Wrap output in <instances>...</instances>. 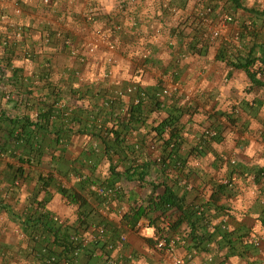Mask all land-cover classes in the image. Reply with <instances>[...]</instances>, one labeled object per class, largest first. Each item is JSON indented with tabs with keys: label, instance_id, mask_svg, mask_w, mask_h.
Returning <instances> with one entry per match:
<instances>
[{
	"label": "crops",
	"instance_id": "0c3cea01",
	"mask_svg": "<svg viewBox=\"0 0 264 264\" xmlns=\"http://www.w3.org/2000/svg\"><path fill=\"white\" fill-rule=\"evenodd\" d=\"M120 1L51 0L45 5L41 0H0V15L24 28L22 40L11 49L14 52L19 48L22 54L32 52L29 58L12 56L18 80H4L0 93L9 95L13 102L2 97L1 104L11 115L31 114L34 107H29L27 100L51 102L56 93L62 97L58 107L72 109L80 116L100 111L103 97L139 82L148 92L143 101L145 126L140 130L145 133H134L127 141L143 138L148 154L157 156L163 141L152 126L167 116L166 109H179L181 139L176 158L184 160V166L179 169L173 164L175 159L167 157L166 166L162 170L152 167L146 183L140 186L136 180L112 176L110 163L121 172L125 160L120 161L114 154L110 162L101 139L76 133L78 124L74 122L69 124L75 127L72 132L59 140L52 132L38 135L33 147L41 145L39 152L29 147L21 150L23 157H34L31 163L19 164L13 157H0V264H46L43 257L47 254H56L57 264H109L108 259L124 264H171L157 249V234L150 223L154 219L166 226L179 211L172 208L161 214L156 210L136 224L122 220L127 213L132 215L131 206L145 204L152 195L150 183L159 185L155 194L162 193L166 184L188 201L204 204L212 223H220L232 232L230 243L217 235L207 251H196L186 264H264V88L253 86L242 69L216 57L223 43L202 38L205 26L196 23L197 8L189 9L195 0H134L122 7ZM168 4L177 8V15L165 8ZM15 6L21 8L20 15L13 12ZM90 12L92 20L87 18ZM114 23L121 26L116 48L99 49L86 55L84 62L71 57L67 46L55 36L56 30L61 31L85 53L84 44L91 31ZM6 24L0 19V35L6 32ZM108 57H112L111 62ZM139 68L144 70L141 77ZM165 73L169 74L166 81H174L178 91L167 98L164 110H149L153 108L151 99L158 78ZM133 100V94L120 99L126 106ZM107 115L98 116L96 123L106 122ZM106 125L110 126L111 121ZM209 126L216 129L219 139L203 135ZM199 143L203 144L200 152ZM17 167L22 173L20 183L12 184ZM49 172L54 179L43 188L39 178ZM85 176L87 180L82 178ZM90 179L119 186L120 197L106 201L93 195L87 187ZM229 181L226 192L212 205L209 198L216 186ZM61 187L76 192L82 201L67 199ZM102 206L110 211L109 218L101 214ZM36 208L49 218H45L46 224H36V230H31L39 234L38 239L32 238L33 233L21 222L27 216L37 220ZM92 225H105L104 237L73 258L63 249V242L73 232H89ZM183 232L179 229L165 235L180 237L176 248L179 256L193 250L192 241ZM122 235L124 241H120ZM239 236L247 241L245 245ZM44 246L48 247L45 253L41 251ZM94 251L97 253L93 255ZM208 255L211 261L206 259Z\"/></svg>",
	"mask_w": 264,
	"mask_h": 264
},
{
	"label": "trees",
	"instance_id": "16d2710c",
	"mask_svg": "<svg viewBox=\"0 0 264 264\" xmlns=\"http://www.w3.org/2000/svg\"><path fill=\"white\" fill-rule=\"evenodd\" d=\"M236 8L242 9L250 15V24L242 26L241 37H245L246 34V43L243 47H229L228 43L222 44L216 57L219 60L224 61L227 65H230L237 69H242L248 76L251 84L253 86L264 88V36L260 35L258 20L261 18V21L264 20V8L257 9L254 7H245L241 0H229ZM12 56H14L13 50L5 49L4 53L0 56V86L4 80L9 82H15L18 80L16 78V69L12 66ZM6 70H11L10 75L6 74ZM15 87H17L14 84ZM6 94V93H5ZM9 96L0 93V97ZM90 96H93L90 95ZM106 97V96H105ZM8 98V97H7ZM62 97L53 94V101L48 102L38 99L36 103H32L30 100H27L29 107H34L31 114L23 115H11L8 111L3 108L0 101V157H13L15 160L22 164L23 162L31 163V157H23L21 150L27 149L34 152H39L41 149L38 145L33 147L34 139L38 135L54 133L55 136L59 139L63 138L65 133L72 132L75 128L71 124L74 122L76 133H84L92 136H97L101 139L104 146V152L110 162L113 160L112 155L116 154L120 161L125 160L126 164L123 166V170L116 171L113 162L110 163L109 170L112 176L116 178H125L128 180H136L140 183V186L146 183L147 177L150 176V169L152 167L164 168L166 166V159L174 158V165L179 169L184 166V160L177 159L176 149L180 144V127H179V117L181 111L179 109L168 110L166 109L167 116L162 119L157 125L152 126V131H155L156 136L163 141V149L161 153L155 157H152L148 154V148L145 146L144 139L140 141L136 140L135 142L127 141L128 137L133 135H138L143 128L146 121V112H144L143 101L137 103L129 104V115L125 118L122 114H118L117 110L120 108L121 101L120 99H112L108 107L102 105L100 111H90L85 115H75L73 112L68 115H64V110L58 107ZM151 99L153 108L149 110H164L165 107H161L159 102L155 99ZM104 99V97L102 98ZM46 100V99H45ZM10 102V99L6 100ZM13 102V100L11 101ZM15 103V102H14ZM31 110V109H30ZM72 111V109H70ZM109 117H108V112ZM104 115L107 118L106 122L111 121V125H106L105 120L102 123L97 124V117ZM135 133V134H134ZM142 133V132H141ZM144 134V133H142ZM148 134V133H147ZM167 135V138L164 137ZM215 140L219 139L217 132L214 136L210 137ZM200 146V148H199ZM203 148V144L197 146V151ZM27 153H29L27 151ZM34 160V157H33ZM264 173V172H263ZM261 173V175H263ZM21 169L17 167L14 169V174L12 177V184L16 179L21 178ZM81 176V175H80ZM256 176V175H255ZM87 180V177H82ZM54 176L52 172L42 175L39 178L41 187L45 188L49 186L50 182L53 181ZM94 180H88L87 187L89 188V183ZM101 184L115 187V184H108L99 182ZM153 185L152 195L145 201V204H138L137 206H131L130 211L132 215L127 214L123 215L122 220L126 223L136 224L140 218L148 216L150 212L160 210L161 214L167 213L170 209L174 208L179 211L180 214L177 215L175 220L171 221L168 225L162 226L157 223L154 219L151 221V225L155 227L157 236H164L170 232H178L179 229L183 232L186 238L192 241L193 250H203L207 251L210 247L212 241L216 240L215 237L220 235L222 239L227 240V243H230L232 240L231 231L224 228L222 224L212 223V220L207 217L206 206L204 204L197 205L194 200L188 201L185 195H178L171 186L164 184V190L162 193L155 194V190L159 186L157 183H150ZM230 181L226 183H219L216 186L214 192L210 195V202L212 205L218 201L220 195H223L226 191V188L229 186ZM60 192L67 199L71 201H82L80 195L74 191H69L68 189L61 187ZM89 191L96 196L94 191ZM121 195V188L116 186L115 194L112 197H109V201L116 199ZM102 197V196H100ZM107 197H102V199L107 200ZM105 202V201H104ZM38 206H41L40 201L37 202ZM198 206L202 207V211L198 212ZM34 213H37V220L34 221L30 216L24 217L21 221L25 228L29 229V232L35 231L36 224H46L48 216L45 213L38 212L37 208ZM132 217V218H131ZM33 221L35 223H33ZM264 224V219L261 220ZM104 229L105 225H102ZM212 228V229H211ZM32 230V231H31ZM33 233V232H32ZM245 236V235H244ZM240 243L246 244L247 241L243 236H239ZM156 244V242H155ZM63 249L71 251L72 244L65 239L62 244ZM232 246H234L232 244ZM231 247V245H230ZM192 250V249H191Z\"/></svg>",
	"mask_w": 264,
	"mask_h": 264
},
{
	"label": "built area",
	"instance_id": "2783aa9c",
	"mask_svg": "<svg viewBox=\"0 0 264 264\" xmlns=\"http://www.w3.org/2000/svg\"><path fill=\"white\" fill-rule=\"evenodd\" d=\"M43 4L48 5L51 0H41ZM133 2L134 0H121L120 6L122 7L123 4L128 2ZM173 16L178 14V10L175 6L166 5L165 7ZM212 6L209 2L201 3L200 6L195 9V18H197L196 23L198 25H204L209 22V16L211 15ZM13 12L16 15L21 14V8L19 6H15L13 9ZM92 12L88 13V20H92ZM0 19L4 22H7L8 24L4 25L6 32H4L2 35H0V56L4 53L5 49L10 48L12 45H17L18 42L22 40L24 28L23 25L15 23V21L9 20L8 17L4 14L0 15ZM225 22V18L223 19ZM222 28V27H221ZM221 28H210L208 31H204L202 34L204 37H216L219 35V33L222 31ZM121 30V26L118 24H113L110 27L104 29L102 27H96L91 31L90 38L86 41L84 44V52L81 53L80 48L76 45H74L71 38L64 36V34L56 30L55 36L62 40L63 44L67 46L68 53L71 57L78 59L80 62H84L86 59V55L94 54L99 49H108L113 50L116 48V44L119 41L118 33ZM236 38L238 36L236 35ZM45 40L49 41L50 36L46 35ZM27 58H29L31 55L29 51H25L23 53ZM108 62L112 61V57L107 58ZM143 68V67H142ZM142 68L137 69L138 76L144 73V70ZM110 73H106L105 75H109ZM169 78V74L165 73L164 75H160L158 78V87L154 91L153 96H155V99L159 102L160 106L163 108L166 105L167 98L171 97V94L173 92L178 91V86L174 81L167 82L166 80ZM172 78V77H171ZM134 95V103H137L139 101H144L148 98V92L146 89L139 83L134 82L130 85H128L125 89H118L113 92L112 96H106L104 99H102L101 103L105 107L109 106V103L112 99H121L122 97L126 95ZM72 111L70 109L64 110V115L70 116ZM117 113L122 114L125 118L129 115V107L126 105H120V108L117 110ZM216 134L215 129H204L203 135L205 137H212ZM201 145V143H199ZM200 148V146H199ZM151 150H154L155 147L153 145L150 146ZM264 177V174L262 175ZM15 184L20 183V179H16L14 181ZM117 186V185H116ZM116 186H107L104 184H101L99 182H93L91 181L89 183V189L91 191H94L96 194L107 197L106 201H109V197H112L115 194ZM118 187V186H117ZM105 205L107 203L105 202ZM103 208L100 210L101 214L104 215V217L109 218L110 217V211H108L106 206H102ZM202 207L198 206V212L202 211ZM54 220H59L57 217H54ZM91 230L89 232H73L69 235L68 241L72 244L71 247V255L73 258H78L83 251H85L92 243H97L99 240H102V238L105 235V229L102 225H92L90 226ZM32 238L38 239L39 234H32ZM125 236L122 235L120 237V241H124ZM180 241V237L174 236V237H167V236H157L156 238V247L157 249L161 250L168 258L171 264H186V262H189L193 259L194 255L196 254V250H190L187 252L184 256H179L176 254V248L177 243ZM111 247V244L108 245ZM43 253L48 251V247L44 246L41 250ZM97 251H94L92 254H96ZM208 261L212 260V257L210 255L206 258ZM43 260L46 264H57V256L56 254H47L43 257ZM109 264H124V261L122 260H114V259H108Z\"/></svg>",
	"mask_w": 264,
	"mask_h": 264
},
{
	"label": "rangeland",
	"instance_id": "374dc122",
	"mask_svg": "<svg viewBox=\"0 0 264 264\" xmlns=\"http://www.w3.org/2000/svg\"><path fill=\"white\" fill-rule=\"evenodd\" d=\"M204 2L205 3L209 2L212 6L211 15L209 16L210 20L208 23L204 24L205 26L204 30L207 31V29H210L213 27L215 28L222 27L221 28L222 31L216 37H211V38L202 37V38L207 41L220 40L223 44L228 43L229 47L230 46L234 48L243 47V45H245L246 43V34H245V37H241V32L243 28L242 26L251 25L250 15L244 10L236 8L229 0H195V5L190 3L189 9L192 11L194 8H198L200 4ZM241 2L245 7H254L257 9L264 8V0H241ZM224 18L226 20L225 22L223 21ZM258 25H261L259 27H262L260 29V35L264 36V20L261 21V18H259ZM200 31L202 33L203 29H201ZM236 35L238 36V38H236ZM17 46L18 44L12 45L11 47H17ZM19 50H20L19 48L14 50L15 56L27 58L24 54L20 53ZM29 53L30 55L32 54L31 51H29ZM103 76H104V73H103ZM4 98L8 99L7 96H4ZM0 101H2V97H0ZM206 129H215V128L212 126H209V128H206Z\"/></svg>",
	"mask_w": 264,
	"mask_h": 264
}]
</instances>
